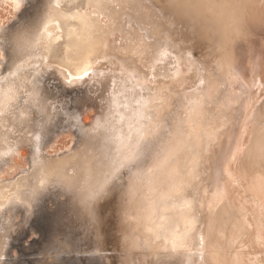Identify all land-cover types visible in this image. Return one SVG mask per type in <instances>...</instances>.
Segmentation results:
<instances>
[{
  "label": "bare ground",
  "instance_id": "bare-ground-1",
  "mask_svg": "<svg viewBox=\"0 0 264 264\" xmlns=\"http://www.w3.org/2000/svg\"><path fill=\"white\" fill-rule=\"evenodd\" d=\"M14 1L16 5L19 3V0ZM41 1H43L40 6L42 16L37 19L36 27L33 28L34 32L31 31L33 34L19 32L20 34L8 35V41L11 43L8 47L9 64L13 68L11 74L6 73L0 76V98H2L0 122L4 121L3 112L6 110H13V125H15V119H23L22 114L29 111L20 109L14 102L18 91L16 82L28 73L23 70V66L32 64L33 69H36L35 65H40L42 68L52 67L55 70L54 73L58 72L57 78L61 81L60 84L63 86L61 90H63L66 89L64 86L66 78L70 83L79 82L80 84L89 71L94 69L99 56L126 53H121L120 50H118L120 53H115L117 52L115 49L121 48L127 51L131 47L130 52L136 49L137 52L135 51L134 54L140 55L153 47L151 50L154 49L155 58L153 57L151 61L153 66L144 64L147 70L143 71L136 62L139 59L137 55L133 57V61L127 59L129 51L125 57L118 55L121 57L123 68L119 77L113 72L114 84L109 90L107 101L105 97H101L102 101L98 104L100 109L104 110L102 118L96 117L90 126H88L89 122L79 121L78 126L76 125L79 138L76 144L62 155L48 156L41 152V137H37L36 146L32 149L30 157L32 172H38L39 176L33 177L35 180L30 181L27 178L29 174H25L4 183L3 186H9L12 193L11 195L7 193L4 199H0V214L12 209V216H14L17 208L13 209V207L21 205L24 206L26 216L30 217L32 208L36 204L34 193L41 192L53 196L57 191L66 194L67 204L63 215L60 216L59 223L57 222L52 232L55 242L57 241V244L53 246L56 249L60 243H69V233L75 232L76 240L72 244L77 247V251L78 247L82 246L84 237L90 240L89 251L81 252L84 253L81 254L84 257L78 256L77 260L76 258L70 260L69 264H110L102 248L106 213L101 211V208L109 202L118 205L122 220L127 222L128 226L135 227L134 225L139 222L143 224L146 231L140 232L145 235L138 234L139 231H136L135 237H132L130 232L134 228L131 227L132 230L128 231L126 227L128 233H131L128 234L131 236L129 242L133 247L142 249L144 253L153 255L156 262L166 261L168 263L165 264L170 262L173 264L171 260L176 258L181 264H244V260L240 259L241 255L236 250L230 251L232 241L242 230L244 223L237 214L239 209L232 195V190L235 189L232 186V179L234 180L235 177L237 179L239 175H246L249 185L255 192L251 194L262 207L261 210H264V97H262L264 48L259 42L257 54L251 45L243 48L240 57L238 54L242 42L250 40L247 33L256 27L249 29L251 27L249 25H252V22H249L253 18L246 23L251 14H256L257 8L254 1L164 0L165 4L173 6L172 8L177 9L178 6L182 8V14L189 15L198 24L205 17H213L218 27L217 34L213 36L212 47L218 55L217 72L214 70L206 72L207 69H205V72L203 73L202 70L199 75L191 69L185 54L181 51L178 53L175 45L167 38L159 39V34H153V38L150 40L148 37L149 40H147L145 33L140 34L133 24H131L133 28L128 29L125 26L129 21L127 16L126 23H122L124 9L128 12L132 9L135 19L141 22L148 21L149 28L153 26L152 32H155L154 29L158 30L154 19L145 20L147 12L142 0ZM254 9L256 10L253 11ZM259 11H256L258 16L264 14ZM188 19L191 21L190 18ZM259 21L257 19V23ZM210 22L209 25H213ZM247 25L248 29L245 27ZM115 31H118L120 37L125 39L123 46L121 38L114 35ZM113 36L115 42L110 39ZM119 57L115 56V58ZM144 59L142 62L138 60L140 64L144 63ZM113 65L115 64L112 63L111 66ZM190 69L194 70V74H187ZM109 72L111 70L108 69V75ZM35 74L37 75V71ZM86 81L88 80L83 83ZM187 82L190 83L189 90L183 94L177 92V85L182 87L181 85ZM45 87L48 86L40 88L35 84L34 99L28 100L31 104H27V107H32V100L40 108L38 110L42 111L47 104H51L47 101L49 98H47L48 92ZM172 92H177L178 106L183 107L184 130L176 136L174 145L166 149V158L157 160V168L154 169V166L149 163L154 170L152 171L148 164L146 167L151 170L145 171V169L137 175L136 169L131 170L129 164L134 162L137 155L138 158L141 155L146 143L145 138L157 130L156 120L160 118L163 108L170 104L169 94ZM81 95L83 98V94ZM84 114L83 112L81 117L85 116ZM41 132L44 136L47 128L39 130L35 135L39 136ZM5 135V132L0 131V154H6L13 149V146L22 143L20 135L10 143L6 141ZM2 141L5 143L1 144ZM127 165L129 166L126 168L135 174L132 175L129 184L122 185L117 182V179L124 175L122 173L121 176L122 168ZM122 179L119 180L122 181ZM235 182L238 181L235 180ZM51 188L54 191H51ZM3 195L0 194V198ZM111 196L113 199L107 200ZM125 198L128 199L125 200ZM10 200L12 202H9ZM121 201L123 205L120 208ZM3 206L5 207L2 208ZM263 215L264 211L260 217L264 223ZM12 223L10 221V225ZM245 224L246 227L247 224ZM118 231L120 233V230ZM80 233L83 235L81 236ZM262 238L264 240V237ZM71 239H74V236ZM263 244L264 242L262 246ZM61 248L64 249L59 251L65 250V247ZM45 251L48 252L46 249ZM119 251L118 254L121 253L122 256L123 251L126 254V249L120 253ZM251 251L253 252V249ZM249 252H246V255ZM261 255L264 256L263 253ZM245 257L242 258L247 261L248 258ZM130 258L127 257V260ZM124 262L123 264H127ZM255 264H264V258L258 259Z\"/></svg>",
  "mask_w": 264,
  "mask_h": 264
},
{
  "label": "rangeland",
  "instance_id": "rangeland-1",
  "mask_svg": "<svg viewBox=\"0 0 264 264\" xmlns=\"http://www.w3.org/2000/svg\"><path fill=\"white\" fill-rule=\"evenodd\" d=\"M253 1L255 3V8H257L258 11L261 10L259 11L260 13H264L263 11L264 0H261V1L253 0ZM42 2L43 1L41 0H19V3L16 5L14 0H0V71H1L0 76L1 77L5 75L6 73L11 74V70L13 68V66L9 64L10 54L8 51L9 50L8 47L11 46V43L8 41V35H11V33L15 34L19 32L33 34L34 32L33 28L36 27L37 19L40 16H42V7H40ZM142 4L143 6H145V9L147 12L146 13L147 15L144 17L145 20L154 19L158 30L154 29L156 33L152 32L151 30L153 26L149 28L150 24L148 23V21L141 22L140 20L134 18L135 14L132 11V9L129 12L128 10L124 9L125 14L122 16V23L125 24L126 23L125 20H127L128 18L129 21L128 23H126L127 25L125 24V26H127L128 29L137 27L138 31H140V34L145 33L144 35L146 36L147 40H149L148 37H150V40H151L153 38L152 37L153 34H159L160 35L159 39L167 38L169 41H171L175 45V50L178 53L183 52L185 54V57L189 61V66L192 67L191 69H194L196 71L195 73L197 75H199L202 72V70L204 73L205 69H207L206 72L208 70H214L215 72H217L216 67H217L218 55L215 51L212 50V47H213V42H214L213 36L217 34L216 29L218 27L216 26V23H214L215 21L213 17L211 18L205 17L202 20H200V24H198L195 21H193L192 20L193 18H191L189 15L186 16L185 14H182V8H180L179 6L177 9L172 8L173 6L165 4L164 0H142ZM255 10L256 9H254L253 11ZM256 11H255L256 14H251V16L253 15V17L250 16V18L246 22L248 23L249 20L253 18L249 22V23L252 22V25L251 24L249 25L251 26L249 27V29L254 28L256 26L255 27L256 31H254L255 29H253V30H250L249 33H247L248 38L250 40L248 42L243 41L242 44L240 45V49L238 52L239 57L242 55L244 47H250L251 45V48L256 53L258 52L257 48L260 42L264 48V20H262L264 19L263 17L264 14L263 15L260 14V16H258V13ZM256 16H258L257 17L258 21L261 17H263L262 19H260L259 23H257ZM101 18L105 19V17L103 16H101ZM188 18H190L191 21ZM206 21H207V24H206ZM210 21H213V22H210ZM209 22L212 23L214 26L211 24L209 25ZM142 23L143 25L144 23H146L144 27ZM131 24H133V27ZM245 27L247 28L248 25ZM149 33H151L152 35ZM114 35L116 37L118 36L117 38H121L120 33L118 31H115ZM110 39L111 41L115 42V40H113L114 36L110 37ZM121 40H122V46H123V43H125L124 41L125 39L122 37ZM152 48L153 47L145 51V54L146 53L149 54L152 51L149 54V57H147V54L145 55L144 52L140 53V55L134 54L135 51L137 52L136 49L130 52L129 50H131V47H129V50L126 49L131 54L129 52L127 53L125 49L121 50V48L115 49L117 51L115 53H120L118 50H120L121 53L126 52L128 54L127 57L129 58L127 59L129 61H133L134 59L133 57L137 55L139 59H137L136 62L139 63V68L143 71H146L147 69L144 68L145 65L149 67L153 66L151 65L152 63L151 61H152V58L154 57L153 55H155V51L154 49L151 50ZM126 53L125 54L123 53V55L122 54L121 55L125 57ZM99 54L101 55V52ZM213 54L215 56H213ZM118 55L121 56L120 54H114V55L112 54V55H109L110 57L108 55H107L108 57L99 56V58L95 62L96 64H94L95 66L94 69L90 70L91 72L89 71V74L86 75V77H84V79L80 81V84L79 82L70 83L69 79L66 78L65 79L66 82L64 83V86L66 87V89H63V90H61V87H63L60 84L61 81L59 80V78H57L58 72L54 73L55 70L52 67L42 68L40 65L39 66L35 65L36 69H33L32 67L34 66L32 64H28V66L26 67L23 66L24 67L23 70L28 73H26L25 76H21V79L19 80V82H16L17 83L16 89H18V91L16 93V98L14 102L16 105L20 107V109L22 108L28 109L29 111L26 114L25 113L22 114L21 118L23 119H19V120L15 119V125H13L12 124V120L14 119L13 110L11 109L6 110L3 112L4 121L0 122V131L6 133L5 135L6 141H9L10 143L11 141L15 139V137H19V135L22 139V143L17 144L16 146H13L12 150H9L6 154H0V189H1L0 194H4L0 198L1 200L4 199L3 197L5 196V194L7 195L8 193L11 195L12 193V192L10 193L9 186L7 185L3 186V184L4 183L6 184L8 180H13L16 177L25 175V174H29L27 178L30 181L35 180L33 177L38 178L39 173L32 172L33 168H32L31 157H30L32 149L34 148V146H36L35 144L37 143L36 141L38 140L37 137H41V142H40L41 143L40 146L42 147L41 152H43L44 154H47L48 156L62 155L63 153L67 152L69 148L73 147L76 144L79 138V135H78L79 132L77 131V126L79 124V121H83L87 123L89 122L88 126H90L91 124H93L94 119L96 117L100 116V118H102V114L104 113V110H101L98 104L99 102L102 101L101 97H105L107 101V96L108 94H110L109 90L112 88V85L114 84V82L112 81V79L114 78L113 74L115 73L119 77L121 75L120 72L122 71V68H123V65L120 61L121 57H119ZM263 55H264V52H263ZM115 56L119 58H115ZM110 58L111 60H109ZM143 59L145 60L143 61L144 63L140 64V62H142ZM262 62H263L262 67H264L263 57H262ZM112 63H114L115 65L111 66ZM96 68H98V70ZM108 69L109 71L111 70V72H109V75H108ZM191 69L187 74H190V75L194 74V70H191ZM31 71H33V73ZM36 71H37V75L35 74ZM85 80H88V81H86V83H83L85 82ZM190 81H192V78H190ZM35 84L36 86L37 85L40 86V88H42L43 86H48V87H45L48 92V95L46 94L48 96L47 98H49L47 99V101H49V103H51L52 105L47 104L43 111L38 110L40 108L37 107V104H35L33 100H32V107L26 106L27 104H31L28 102V100L31 101L30 99H34L35 93L33 92V88ZM189 84L190 83L188 82L185 83L184 85L182 84L181 85L182 87H180V85H177L178 86L176 88L177 92L182 93V94L183 92H187L190 87L188 86ZM177 92L176 93L172 92L171 94H169L170 92L168 93L170 97L169 99L170 104L166 106L165 108H163L160 114L161 115L160 118L156 120L157 130H155L152 134H149L145 138V142L147 144L145 143V146L142 150L143 153L141 152V155H139V158L137 155L134 162H131L129 164L131 167L129 168L131 170L136 169L135 173L137 172L136 173L137 175L140 174L141 171L145 169H146L145 171H148L151 169L153 171L155 168H157L158 161H161L166 158V155H165L167 152L166 149L168 150L169 147L171 148L174 145L176 136L180 133L181 130H184V127H185V122L183 120L184 112H183V107L178 106L177 98L179 97V95L177 94ZM81 94H83L84 96L83 98H81L82 96ZM262 94H263L262 97H264L263 90H262ZM1 99L2 98H0V100ZM103 100L105 101L104 98ZM82 104L83 106H81ZM32 108L33 110H30ZM47 111H49V115H47ZM83 112L85 113L84 114L85 116L81 117L83 115ZM46 117L48 118L46 119ZM75 122H77V124ZM45 128H47V132L45 133L44 136H42V133L44 131L41 132L39 136L35 135L36 132H39V130L42 131V129L44 130ZM4 143L5 142L2 141L1 144H4ZM160 157L161 159H159ZM137 158L140 160H138ZM136 160H138V162ZM149 163L152 166H154V169ZM148 164H149L148 167H150L151 169L146 167ZM129 165L125 166V168L124 167L122 168L121 176L123 175L122 173H124V175L119 178V179L123 178L125 181L123 179L122 181L117 179V182L121 183L122 185L129 184L131 181L132 175L135 174L134 172L129 171L130 169H127ZM137 169L138 171L139 170L140 171L138 172ZM237 179L236 177L234 180L232 179V186L235 188L232 190V195L234 198V202L236 203V205L238 206L237 208L239 209L237 214L239 215V218L242 219V222L244 223L242 226V230L238 232V234L235 236L234 240L232 241L233 248L230 247V251L236 250V252L239 253L242 257L246 256L245 258L249 259V260L247 259V261L246 259L239 256L240 259L244 260L243 262H245L246 264L248 263L255 264V261L257 262L258 259L264 258V256L261 255L262 253L264 254V246H262V243L264 242L262 238L264 237V234H263L264 233V227H263L264 223L260 220L261 214L264 210L263 209L261 210L262 207L260 206L259 203H257L255 198L251 194L255 192L253 188L249 185L248 177L246 175L245 176L239 175V177L237 176ZM235 180L238 182H235ZM233 183H235L236 185ZM245 186H248V187H245ZM243 189L246 192H244ZM50 190L54 191V189L52 190V188ZM233 191L237 193L235 194ZM246 193L248 194L246 195ZM34 194L36 196V204L32 208L30 217L26 216V211L23 209L24 206H21V205L18 207L16 206L13 207V209L17 208L16 213L14 214L15 217L12 216L13 215L12 209H10L7 212L3 211L4 213L0 214V219H1L0 221L1 222L0 224V264H49V263L50 264L51 263L69 264L70 260H73L75 258L77 260L78 256L80 257L82 256L83 258L84 256L81 254H84V253H81V252L89 251L90 248H88V245L90 243V240L87 237H84L85 240L84 239L82 240L83 244L82 246L78 247L79 249L77 251V247L72 244L76 240L75 238L76 235H74L76 234V232L74 234L73 233H69V235L67 234L69 243L68 242L66 244L60 243L58 245L60 248L65 247V250L59 251L64 248L59 249V247L57 246V248L55 249V246H53L57 244V241L55 242L52 232L53 230H55L54 228L57 225V222L59 223L60 216L63 215L64 207L67 204L66 194L60 193L57 191L56 193L54 192L53 196H51L52 194L48 195L46 193H41V192H36ZM54 196L55 197L58 196V197L54 199L53 198ZM110 199H113V197L111 196L107 198V200H110ZM127 199L125 198V200ZM9 202H12V201L10 200ZM16 203H19V201H16ZM121 205H123L122 201L119 207ZM117 206L114 205L112 202H109L106 204L105 206L106 208L104 207L105 209L101 208V211L103 213L104 212L106 213L105 222L103 225L104 240H103L102 248H103L104 253L108 257L110 264H119L120 260L122 259H123L122 261L124 262L125 260L127 264H140L141 262H142L141 264L168 263L166 261L160 262V263L156 262L153 255L144 253L142 249L132 246L131 242H129L131 241V236L129 235L132 233L131 234L133 235L132 237H135L136 231H139L138 234H142V232L146 231V229L143 226V224L139 222L137 225H134L135 227H132L131 225L132 229L133 228L134 229L133 231H130L132 230L131 227L128 226L127 222L122 220V216L120 215V212ZM4 207L5 206H3L2 208ZM21 207L22 209H20ZM114 212H117L118 215L117 213H114ZM3 216H5V218ZM9 217L11 219H9ZM3 219H5V221ZM6 219L10 220L11 223L13 222L12 225H10V221H7ZM2 223L5 224L6 226H4ZM7 223H9V225H7ZM245 223L247 224L246 227L244 226ZM119 225L122 228L119 227L120 228L119 229L118 228ZM123 225H126L124 226L125 228L123 227ZM5 227L7 228V230ZM126 227L128 231L131 232V233L129 232L130 234L128 233ZM233 227H235L234 224H233ZM123 228H124V231L126 229L125 232L123 231ZM118 230H120V233L122 232L124 234L123 235L122 233L120 234ZM259 232L260 234H258ZM255 234L257 235L255 236ZM80 235L82 236L83 233H80ZM142 235H145V233ZM73 236H74V239H71V237L73 238ZM49 239H51V241ZM254 239L255 241L253 242ZM262 240L263 242H261ZM124 241L127 243H123ZM255 244L258 246V248L257 246L255 248ZM253 246L254 248H252ZM260 248H263V249H260ZM45 249L48 250V252L45 251ZM121 249L122 250L126 249V254L124 253L125 251L122 252ZM252 249H253V252H255L254 253L255 256L253 255L254 258L252 256L253 254V252L251 251ZM53 250L55 251V253ZM254 250L258 251L257 254H256V251ZM118 251L119 253L122 252L123 256L121 253H120L121 255L118 254ZM70 252H73V253H70ZM246 252H249L250 256L252 257L250 256L248 257L249 253H247L246 255ZM48 253L49 255H47ZM242 254H244L245 256ZM124 255H126V257H124ZM142 255L144 257L146 256L147 257L144 258ZM121 256H122V259H120ZM127 257L129 258L131 257V258L127 260ZM139 258L141 262L139 261ZM117 259H119V261ZM171 261H173L175 264H177V262L181 264L180 260L178 261L176 258H173ZM121 262L120 264H123V262L122 263ZM169 264H172V263L170 262Z\"/></svg>",
  "mask_w": 264,
  "mask_h": 264
}]
</instances>
